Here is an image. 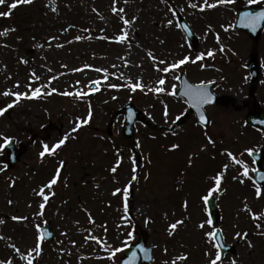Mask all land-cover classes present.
I'll list each match as a JSON object with an SVG mask.
<instances>
[{"label":"rangeland","instance_id":"374dc122","mask_svg":"<svg viewBox=\"0 0 264 264\" xmlns=\"http://www.w3.org/2000/svg\"><path fill=\"white\" fill-rule=\"evenodd\" d=\"M12 2L14 0H6V5ZM207 2L217 6L205 7L204 0H128L127 3L117 0L116 6L125 9L126 18H135L134 23L127 26L129 39L124 43L114 39L126 26L120 16L111 11L113 0H33L30 4L18 5L10 17L0 16V33L9 30L7 35H0V108L15 100L12 95H2L5 91L31 94L27 85L33 71L40 77L33 88L47 85L52 76L58 77L51 81V87L58 92L34 99L22 98L8 116H0V168L7 165L0 171V219L4 220L0 224V236L5 237L0 239V260L27 264L10 245L15 243L26 254L35 243V225L40 224L41 228H52L55 238L43 243L42 254L33 264H113L102 244L85 238L89 235L101 237L115 247L129 231L134 236L131 243H135L136 233L142 230L148 232V245L154 248V264H170L178 255L190 253L195 242L200 248L202 239L193 235L207 229V226L203 230L198 227L205 221L201 197L213 186V177L224 164L229 167L222 180L226 188L222 184L221 187L229 189L228 195L221 196L224 191L213 193V196L224 200L225 206V200H240L248 195H241L234 187L233 183L240 182L234 177L239 176L242 166L232 163L226 152L231 151L242 159L252 177L251 160L245 150L264 149V134L245 123L251 110L252 86L249 74L242 67L249 61L253 43L244 34L238 36L233 24L239 7L264 2L239 0L233 5L218 0ZM191 3L198 7H190ZM6 5L0 6V12L8 11ZM169 9L177 11L173 14ZM179 13L199 37L197 45H188L176 19ZM170 19L173 24L169 27L167 21ZM77 35L84 39L76 40ZM53 36L58 39L50 41ZM57 44L64 46L57 47ZM208 50H215V56H205L194 64L189 62L179 71L168 74L158 73L147 56V52L152 51L171 63L184 56L194 59ZM256 51L263 69L264 36ZM22 59L28 63H23ZM96 68L107 70L106 81L103 80L105 73L95 71ZM183 72L193 84L218 81L220 87L215 90L216 94L232 97L237 109L207 107L210 126L206 130L197 126L192 115L185 119L183 126L173 129L176 118L186 114L183 99L147 88L132 92L127 87L142 78L144 84L154 88L158 78L166 75L165 88L170 92L173 84L176 90L179 88L180 80L173 76ZM97 79L102 81L98 92L83 98L61 94L65 91L89 92L86 86ZM110 84L121 87L111 88ZM49 91L47 87L42 89V93ZM257 91L263 104L264 80ZM129 103L144 112L146 119L136 125L134 138L125 140L123 117L115 119L114 113ZM89 104L93 111L91 122L78 133H72V138L55 156L41 158L43 144L51 147L64 133L70 132L77 118L86 116ZM110 122L114 123L112 136L108 134ZM209 137L215 143H209ZM5 138L28 146V152L14 169L6 163ZM173 144L179 147L173 149ZM118 154L123 162L114 174L110 169ZM60 160L65 161V168L51 190L55 195L45 189V194H49L45 214L36 216L43 201L34 190L52 178ZM134 175L137 179L132 180ZM248 182L249 178H244V183ZM129 184L126 214L123 193L113 195V192ZM9 200L13 203L9 204ZM257 202L254 200L256 206L262 207ZM88 213L95 220L94 224L89 223ZM124 215L131 218L130 224L121 220ZM13 216H28L29 219L12 220ZM177 220L184 223L170 235V225ZM226 224L230 227L231 223L226 221ZM102 225L107 227V232ZM121 258L116 264H120ZM178 264L196 262L188 260ZM198 264H203L201 259Z\"/></svg>","mask_w":264,"mask_h":264},{"label":"snow or ice","instance_id":"6c2138e0","mask_svg":"<svg viewBox=\"0 0 264 264\" xmlns=\"http://www.w3.org/2000/svg\"><path fill=\"white\" fill-rule=\"evenodd\" d=\"M32 2H33V0H14V2H12L11 4L6 5V0H0V6L6 5L8 7V11L0 12V16L10 17L12 14V10L16 9L18 7V5L30 4ZM124 2L127 3L128 0H124ZM218 2L219 3H232L233 0H218ZM258 2H264V0H250V3H258ZM116 4H117V0H113V6L111 8V11L114 14H118L120 16V19L123 21V25L126 27L124 29H122V34L114 37V39L117 42L124 43L125 41H127L129 39V31L127 30V26L132 25L134 23L135 18L133 20H129L128 18H126L125 9L122 7L117 8ZM189 6L192 8L198 7V5L195 3H191ZM204 6L205 7H215L217 5L216 4H208L207 0H204ZM53 10L55 11L56 9H53ZM169 10L172 11L173 14H175V12L177 11L176 9H169ZM201 10H203V9H201ZM94 11H97V10L94 9ZM245 19L250 21L249 26L252 27L253 30H255L258 23L264 22V11L256 13L255 15H253L252 13H245ZM172 24H173V20L170 19L167 21V26L170 27V26H172ZM69 27H72V26H69ZM182 27L186 30L189 28V26L187 24L182 25ZM12 30H15V29H12ZM8 31L9 30H5V32L0 33V35H7ZM65 31H67V29H65ZM84 31L87 32L88 29H84ZM189 34H191V33L189 32ZM89 38H91V37H89ZM102 38H104V37H102ZM56 39H58V37H56V36L50 37V41L56 40ZM75 39L81 40V39H84V37L77 35L75 37ZM217 41H219L218 35H217ZM162 43H163V41H162ZM49 46H51V43H49ZM56 46L57 47H63L64 45L63 44H57ZM41 47H43V46L41 45ZM220 51L221 52L224 51L223 46H221ZM147 56L149 58H151V60L153 61L154 66H155V70L158 73L168 74L170 72L175 73L176 69L181 68V66L186 65L189 62L194 64L197 61H202L205 59V56L214 57L215 56V50H208L206 53L201 52L194 59H192L188 56H184V57H182L178 60H175L171 63L168 62L166 59L157 57L152 51H148ZM22 62L28 63L27 60H23V59H22ZM205 66L206 65H202V67H205ZM85 67L90 68L92 66L91 65H85ZM48 70L51 71V69H48ZM82 70L83 69H73V71H82ZM95 71L104 72L105 75L103 77V80L106 81L108 79L106 69L96 68ZM173 78L175 80H180V76H177V75H174ZM56 79H58L57 76H52V77H50L47 85L41 84L40 86L33 88V83L40 80V77L37 75V73L35 71H33L31 73V76H30V83L27 85V88L31 90V94H29V92H27V91L23 92V93L11 92V91L3 92L2 95H4V96L12 95L15 97V100L12 103L7 104L6 107L0 108V116H3L9 109L13 108L14 105L16 103H19V101L22 98L34 99V98H39L42 94L51 95L52 93L58 92V89H56L55 87H51V81L56 80ZM101 82L102 81L100 79L91 81L86 86L89 89V92H84V91L67 92V91H65L61 94L66 95V96H76L77 98H83L84 96H86L90 93L100 91ZM166 82H167L166 75L160 76L156 82L157 86L154 88H150L146 84H144L142 82V78H140L138 81L128 84L127 87H129L132 92H135L137 89L144 90L145 88H147L148 91H153L155 93H166L168 95L176 96L177 95L176 85L173 84L171 87V91L168 92V90L165 88ZM79 83L80 82L77 81V84H79ZM209 83H214V82L200 81L197 84H190L187 80L184 81L185 91H184L183 95L188 98L187 102L190 103L192 107L197 109V111L199 113V120L204 124H207L209 122V118L206 116L205 111L203 110V106L214 103V101H215L214 94L209 90V87H208ZM16 86L19 87V83H17ZM45 87L50 88V91L47 93H42V89ZM109 87L118 88L121 86L116 85V84H110ZM113 99H116V97H113ZM167 114H168L167 105H165V116H167ZM92 117H93V111H92L91 104H89V110H88L86 116L83 118L78 117L76 120L75 126L71 128L70 132L64 133L63 136L58 141H56L51 147L49 146L48 143L43 144V150L40 152V157L43 158V157H45V155L55 156L57 154V150L61 149L62 146H64L72 138V133H78L85 125H88L91 122ZM176 119L180 120L181 117L178 116ZM260 123L264 124V121H260ZM208 139H209V143H215L211 139V137H209ZM9 142L10 141L8 140V138H5V143H9ZM178 147H179L178 144L172 145L173 149H177ZM245 151L249 155L253 154V149H251V148L246 149ZM226 155L230 158L232 163L242 166V171L239 173V176L234 177V179H240V183H244V178H250L249 177L250 169H249L248 165L246 163H244V161L242 159H238L235 155H233V153L231 151H227ZM122 162H123V157L118 154L117 161H116L115 165L111 167L110 171L115 174L117 172L118 168L121 166ZM189 162L191 163V160ZM64 166H65V161L60 160L59 166H58L55 174L52 176V178L46 184L39 187V189L34 190L35 194L40 196L42 198V201H43L42 203L39 204L38 211L35 213L36 216H40V217L44 216V214H45L44 210H45L47 202L49 201V194H45V189L49 190L50 195H53V196L55 195V193L52 192L51 190H52L53 186L58 183V181L60 179L61 170L64 168ZM228 167H229V164L223 165L222 170L219 171L213 177V181H214L213 186H211L207 190V194H205L204 196L201 197V199L204 201V203L206 205L210 202V199L214 198L213 193L222 194L224 191H226L225 189H222L221 184H222V180L224 178V174L226 173ZM6 168H7V165H4V168H0V171L5 170ZM135 171H136V168L134 167L133 172H135ZM251 171L257 172L259 170L253 168V169H251ZM135 179H137V177L134 175L132 177V180H135ZM145 179H147V177H145ZM259 179L261 181H264V172H260ZM14 183L15 182L13 181L12 182L13 186H14ZM254 187H255V192H256L257 198H259L261 195H264V190H262L261 186L254 185ZM130 188H131V184L127 185L123 189L116 188L113 192V195L123 193V197H124L123 207H124V212L126 214L129 211L128 196H129ZM8 203L12 204L13 201L9 200ZM187 206H188L187 201H185L184 207L187 208ZM245 210H249L247 204H245ZM88 216H89V223L94 224L95 220L91 216V213H88ZM252 216H253V219H256V220H259L261 218L260 215H257L255 213H253ZM11 219L12 220L27 221L29 219V217L28 216H23V217L13 216V217H11ZM121 220L124 221L126 224H130V222H131V218L128 215L122 216ZM2 223H4V220L0 219V224H2ZM44 223H47V221H44ZM183 223H184L183 220H177L176 222L172 223L170 225L169 234L173 235L174 231L177 229L178 225H181ZM206 225L213 226V220L211 219V216H209V218L206 221L201 222L198 225V227L203 230V229H205ZM101 227L104 229L105 232H107V227L105 225H102ZM257 227L259 228L260 225L258 224ZM35 228L37 230V235H36L34 246L32 248H30L29 250H27L26 254L22 253L21 249L19 247H17V245L15 243H12L10 245V247L15 251V253L20 255V258L22 260H26L27 264H33V261L36 260V258L42 254V251H43L42 245L45 241V236L51 235V233H45L41 229L40 224H36ZM65 235H66V233H65ZM204 235L206 238H208L209 242L212 244V247H214L216 249L214 256L211 253V251L205 252V256L207 257V264H223V258H222V254H221V249L225 246L224 241L222 239L223 230L213 227V230L206 231L204 233ZM241 235H242L241 233H236L237 237H241ZM243 237L247 238V233H244ZM0 239H5V237L0 236ZM85 239L86 240H94L96 243L102 244L104 247V250L108 253L107 258L112 260L113 264H116V261L120 257H123V256H126V259H122L121 264H137V261L140 259L138 252L135 250H131L133 247L131 242L134 240V236H133V233L131 231L127 232L125 239H123L120 242V244L118 246H115V247L110 245L107 242V240L102 239L101 237L89 235ZM73 244H75V241H73ZM135 247L140 252H142L144 254V259H147V260L152 259V256L149 254L150 253L149 248H146L140 244H136ZM249 247H253L251 242H249ZM165 252H167V249H165ZM187 259H188L187 254L178 255L175 260H172L170 262V264H178L179 261H186ZM0 264H12V260H10V259L0 260ZM166 264H168V262H166ZM231 264H238V261L236 259H232Z\"/></svg>","mask_w":264,"mask_h":264},{"label":"flooded vegetation","instance_id":"af4514ba","mask_svg":"<svg viewBox=\"0 0 264 264\" xmlns=\"http://www.w3.org/2000/svg\"><path fill=\"white\" fill-rule=\"evenodd\" d=\"M233 185L236 190L240 191L241 195L245 193L248 195H244L245 198L240 197L242 198L240 200H225V202H227L225 206L222 203L224 200L219 199L217 202L219 214L218 223L213 226L206 225L207 229L194 232L193 237L202 239V241H200V248L197 242H195V245L191 246V252L187 254L188 259L186 261L189 260L190 263L195 261L196 264H198V261L201 259L203 264H207L205 252L211 251L213 256L215 255L216 249L212 247V244L204 235L206 231H211L213 227H215L223 230L222 239L225 244L221 249L223 264H231L232 259H236L238 264H264V195L257 198L254 184L233 183ZM227 186L229 185L227 184ZM249 187H251V191L248 190ZM228 190L229 189L221 196L226 197L228 195ZM262 190H264V186ZM254 200L258 201L257 203L260 202L262 207L256 206ZM245 204L248 205L249 210H245ZM227 211L231 213L226 214L225 212ZM253 213L260 215L261 218L259 220L253 219ZM209 216H211L210 213L205 209V221ZM226 221L231 223L230 227L227 226ZM258 224L260 225L259 228L257 227ZM228 228L233 229L228 230ZM236 233H241V237H237ZM244 233H247V238L243 237ZM249 242H251L253 247H249Z\"/></svg>","mask_w":264,"mask_h":264},{"label":"water","instance_id":"95a60500","mask_svg":"<svg viewBox=\"0 0 264 264\" xmlns=\"http://www.w3.org/2000/svg\"><path fill=\"white\" fill-rule=\"evenodd\" d=\"M261 11H264V6L263 7H247V8H243V9L239 10L236 25H235L236 30L246 32L256 44L258 43V41L261 37L262 31L264 30V22L258 23L255 30H253L252 27L249 26L250 21L245 19V13H252L253 15H255L256 13H259ZM179 23H180L181 27H182V25L186 24V22L184 21V19L181 16L179 17ZM182 29L185 32L189 42L191 44H195L197 42V39L193 35L190 27L187 30L184 29L183 27H182ZM189 32L191 34H189ZM249 69L251 70L253 82H256L258 80V77H259V67H258V62H257L256 56L252 58L251 63L249 64ZM184 81H185V79H183V89L178 92V95L183 96V97H185L183 95V93L185 91ZM185 98L188 99L187 97H185ZM231 101H232L231 99H228L226 97H224V98H216L215 97L214 103H211V104L217 103V104H223V105L227 106L228 103ZM190 106H191V104H190ZM205 106H207V105L203 106V110H204ZM124 111H125L124 135L126 138L130 139L133 137L135 124L137 122H140L142 119H144V114L137 111L132 105L126 106L124 108ZM191 111L196 113V115L198 117V121L200 124H202L203 126L208 125V123L204 124L199 120V113H198L196 108L191 106ZM121 114H122V111L117 113V116H119ZM260 121H264V111L260 110V108L257 106L256 111L254 113H251L248 115L247 123L251 126L259 127V128L264 130V124H261ZM5 148L8 151V155H9L8 161L12 167L15 166L19 162V157L22 156L27 150V148H22L20 151L17 152L14 141H11L10 143H8L5 146ZM17 153L19 154V156H16ZM208 205H209V207H211L213 209V214L216 216L214 202L212 200H210ZM215 218L217 220V216ZM43 231L45 233H49L47 230H43ZM45 239L52 240L53 234L51 233L50 236L46 235ZM146 241H147V236H146V234H143L140 236L139 242L137 244H140V245H143L144 247H146ZM131 250L137 251L138 255H139V253H141L143 256V259H144V254L142 252H140L135 247V245L132 247ZM149 254L152 256V250L151 249H150ZM151 261H152V259H150V260L144 259V264H149V263H151ZM138 263H139V260L137 261V264Z\"/></svg>","mask_w":264,"mask_h":264}]
</instances>
